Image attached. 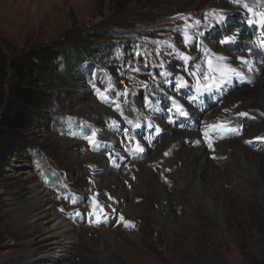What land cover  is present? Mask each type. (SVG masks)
Wrapping results in <instances>:
<instances>
[{
  "label": "rangeland",
  "instance_id": "obj_1",
  "mask_svg": "<svg viewBox=\"0 0 264 264\" xmlns=\"http://www.w3.org/2000/svg\"><path fill=\"white\" fill-rule=\"evenodd\" d=\"M214 1L0 0V43L8 55L51 44L104 23L129 31L135 28L131 36H113L95 45L97 50L105 48L106 56L79 59L78 64H88L86 69L77 65L58 68L44 78L42 89L51 95V106L38 125L30 129L33 145L17 151L0 174V264H264V200L252 203L256 206L252 220L238 209L231 216L232 222L226 224L210 211L200 213V206L187 213L186 195L168 198L146 183H141L143 190H138V157L128 169L126 163L134 156L113 158L111 164L120 170L115 171L106 168L109 162L103 158L104 149H90L93 141H110L115 135L108 129L114 119L105 118L99 105L118 115L113 110L117 105L128 109L136 106L142 111L143 104H153L151 115L168 119L174 116L173 103L166 104L162 95L152 99L151 89L177 91L175 101L182 107L183 102L196 98L191 86L177 87L172 77H163L159 83L158 70L176 69L179 63L175 55L184 43L185 26H190L187 31L194 39L200 32L197 17L210 12L211 7L206 5ZM239 17L237 14L225 19L207 36L212 41L233 36ZM191 41L185 44L187 51L194 53L197 50ZM8 81L9 77L0 81V113L8 96ZM234 89L228 86L215 98H205L203 115ZM87 102L96 106L85 110L82 105ZM190 119L175 121L179 126L189 125L187 132L193 136L202 134L200 125L205 123V117ZM117 125L121 126L120 122ZM132 130L144 139L154 135L152 141L159 144L166 138L158 137V131L152 129L146 135L142 126ZM113 147L120 149L117 143ZM123 147L126 154L130 152L126 145ZM253 153L264 154V149ZM106 154L113 155V149ZM177 154L173 153L170 162L163 159L165 165L180 160ZM243 158L239 162L246 163ZM177 167L173 163L164 173L175 172ZM112 172L117 177L115 181L111 180ZM248 181L245 177V185L230 181L232 185L223 187L246 193L253 191L257 183ZM163 182L169 184L168 180ZM33 183L40 184L56 211L69 223L72 241H58L44 234L39 216L41 204L31 208L32 216L38 217L27 224L25 203ZM175 187H168L172 194L178 192ZM183 191L192 195L188 189ZM17 200L25 201L17 204ZM170 206L172 209H168ZM171 212L179 218V227L172 219H168L170 227H166L162 218H156L169 217ZM48 221L47 226L52 224ZM67 245L68 256L62 259Z\"/></svg>",
  "mask_w": 264,
  "mask_h": 264
},
{
  "label": "bare ground",
  "instance_id": "obj_2",
  "mask_svg": "<svg viewBox=\"0 0 264 264\" xmlns=\"http://www.w3.org/2000/svg\"><path fill=\"white\" fill-rule=\"evenodd\" d=\"M206 6L211 7L210 12L202 14L200 18L197 17V20L200 21L198 24L200 32L196 34L194 39L190 36L197 51L189 53L186 44L182 43L175 55L176 61L179 63L178 66H175L176 69L170 72L168 69L161 68L158 70L159 83L163 77L168 79L171 77L174 79L183 77L187 81L186 86H191L196 91V98L193 101L187 104L183 102V109L188 112V116H182L176 110L174 116H170L168 119L151 115L150 110L154 108L153 104H143L142 111H140L139 107L131 105L130 109H117V106H115L113 110H117L118 114L115 115L108 108L99 105L100 111H103L105 116H107L105 118L109 116L114 119L115 124L110 123L108 129L115 135H112L110 141H93L90 149H104L102 151L103 158L107 163L109 162L106 168L108 166L115 171L120 170L111 164L113 158L117 156L119 158L134 156V159L126 163V165L129 163L126 167L128 169L131 167L130 165L136 163L138 157L141 163L138 190H143L141 183H146L147 187L161 195L168 196V198L173 199L178 195H186L189 197L187 202L189 212L187 213L192 212L193 209L197 210L198 206H200L198 210L200 213L203 214L210 211L218 215L220 221L226 224L232 222L234 216H231L235 214L236 209L242 211L249 220H252V210L255 206L252 203L254 201L262 203L264 200V154H258V156L253 153L264 149V24L258 22L260 20L259 14L264 13V0H215ZM237 14H240L239 24L231 32L233 34L231 37H234V39L230 40L228 44H220V40L212 41L207 36L214 26L215 28L218 27L219 23ZM221 15L224 20L218 22L217 17ZM249 21H252V23H249ZM191 40L190 42H192ZM181 54L187 55L191 59L185 63ZM218 56L226 59L218 61L216 60ZM207 57L213 59L214 67L227 65L228 68L240 73V76L232 74L230 79L221 82L220 73L214 72L211 73V76H214L215 79L205 81L204 74L208 72ZM197 66L199 67L197 68ZM162 72L172 73V75L162 76L160 75ZM193 72L196 73V76L189 75V73ZM197 76L201 83L199 91L196 86ZM206 83L214 85L210 91L203 90V85ZM228 86H233L235 88L234 91L222 97L216 107L209 109L208 112L205 110L207 113L205 112L206 114L203 115V100L208 97L215 98L222 89H226ZM149 95L154 100L157 99V95H162L163 101L168 104L172 103L173 99L176 100L179 93L177 91L172 92L169 88L164 87L151 89ZM95 106L93 102H87L82 105L85 110ZM92 114L94 113L92 112ZM183 117H186L188 122L191 117H205V123L200 125L203 130L202 134L196 136L189 134L187 132L189 125L185 124L186 120L183 123L185 125H177L175 120ZM119 122L121 126L117 125ZM149 122L159 129L158 137L166 135V138L160 144L152 141L154 135L149 134L148 138L144 139L132 130L139 125L145 128L147 135ZM219 123H225L232 128H237L238 132H228L221 129L214 130L210 127ZM125 129L127 133H125ZM206 131L207 135H205ZM116 143L120 146V149L113 147ZM137 143H139L142 151L135 149ZM209 144L211 147H209ZM123 145H126L127 151L130 150L129 153H125ZM245 147L250 148L253 152ZM109 149H113V155L106 154ZM164 152L168 156L164 157ZM176 152H178L177 157L181 159H174L172 164L165 165L166 163L163 159H167L168 162L172 161L173 153ZM241 157L247 160L246 163L239 162ZM173 163L178 165L177 170L175 172L171 170L168 174H165L164 170L166 167H172ZM245 177L249 178V181H257L253 186L255 187L253 191L250 189L249 192L241 193L237 188L232 191H226L223 187V185L225 187L232 185L230 181H238L240 186L245 185ZM116 178L115 173L112 172L111 180L115 181ZM180 178L184 179L181 180ZM163 180H168L169 184H165ZM172 184L176 185L177 189L174 190L178 191L173 192V194L168 189ZM185 189H188L192 195H187L185 191L181 192V190ZM27 198L28 202L25 203L27 210L24 216L27 219V224L32 223V218L38 217L32 216L31 208L41 204L42 209L39 216L43 220L41 227L44 234L47 237L55 238V240L67 241L70 239L72 241L70 238L71 233L68 231L71 226L56 211L50 197L47 196L40 184L33 183L30 185ZM24 201L17 200V204H24ZM126 209L132 211L130 207ZM168 209H172V206L168 207ZM237 216L240 215L237 214ZM156 218H162L166 227H170L168 219H172L177 227L181 225L179 218L173 212H171L169 217L160 215ZM46 220L52 221V224L47 226ZM236 221L237 219H234V223ZM24 222L25 220H23ZM67 247L69 248V245L65 246L62 259H66L65 257L68 256Z\"/></svg>",
  "mask_w": 264,
  "mask_h": 264
},
{
  "label": "trees",
  "instance_id": "obj_3",
  "mask_svg": "<svg viewBox=\"0 0 264 264\" xmlns=\"http://www.w3.org/2000/svg\"><path fill=\"white\" fill-rule=\"evenodd\" d=\"M132 30L104 23L13 55L0 43V81L9 77L8 96L0 113V174L17 151L33 145L30 129L51 106V95L42 89L44 78L58 68L77 65L86 69L88 64H78L79 59L106 56L105 48L97 50L95 45L113 36H131Z\"/></svg>",
  "mask_w": 264,
  "mask_h": 264
},
{
  "label": "snow or ice",
  "instance_id": "obj_4",
  "mask_svg": "<svg viewBox=\"0 0 264 264\" xmlns=\"http://www.w3.org/2000/svg\"><path fill=\"white\" fill-rule=\"evenodd\" d=\"M245 7H247V5H245ZM260 20L258 21L259 23L261 24H264V13H260ZM224 20V17L221 15V16H218L217 17V21L218 22H222ZM200 23V21H196V24L198 25ZM249 23H252V21H249ZM188 27L190 26H185V30H184V35H183V41L184 43H188L192 38L189 36L188 34ZM234 39V37H226L225 39L223 40H220L219 43L220 44H228L230 42V40ZM182 55V59L184 60L185 63H187L191 58L187 55H184V54H181ZM226 58L225 57H222V56H218L216 57V60L218 61H223L225 60ZM206 63L208 65V72H206L204 74V80L205 81H208L209 79H215L214 76H211V73H214V72H219L220 73V77H221V82H223V80H226V79H230L231 75L234 74L236 76H240V73L238 72H235L234 69H230L227 67V65H223V66H215L213 65V59L211 57H207L206 58ZM199 66H197L198 68ZM160 75L162 76H171L172 73H167V72H162L160 73ZM189 75H193V76H196V73H189ZM187 85V81H185L183 79V77H177L176 78V86L177 87H180V88H183ZM197 90L199 91L201 89V83H200V80H199V77L197 76ZM214 85L212 84H204L203 85V90L204 91H210L212 89ZM218 86V85H217ZM171 99V98H170ZM145 100L147 101V98H145ZM172 103H173V106L175 108V110L182 116H188V112L185 111L182 107V105L178 104L174 99L172 100ZM117 109H119V105H117ZM243 115V114H241ZM131 123V122H129ZM115 124V122H114ZM148 128L149 129H152L154 131H158L159 129L155 126H153L151 124V122L148 123ZM137 127H139V125H137ZM210 127H212L214 130L215 129H221V130H225V131H228V132H238V129L237 128H232L230 126H228L227 124L225 123H219V124H216V125H211ZM125 133H127V130L125 129L124 130ZM205 135H207V131L205 132ZM93 136H95V133H93ZM209 147H211V145L209 144ZM135 149L137 151H142V149L140 148L139 146V143H137L135 145ZM121 219H123L121 217Z\"/></svg>",
  "mask_w": 264,
  "mask_h": 264
}]
</instances>
